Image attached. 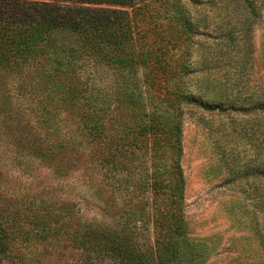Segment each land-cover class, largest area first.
I'll use <instances>...</instances> for the list:
<instances>
[{
  "label": "rangeland",
  "instance_id": "obj_1",
  "mask_svg": "<svg viewBox=\"0 0 264 264\" xmlns=\"http://www.w3.org/2000/svg\"><path fill=\"white\" fill-rule=\"evenodd\" d=\"M59 4L81 6L74 1ZM83 6L132 10L113 4ZM142 6L135 37L122 53L137 61L147 58L148 63L132 69L130 77L137 79V85L130 79L135 88L129 92L109 89L122 84L115 70L97 56L87 57L75 38L60 35L59 43L77 47L75 64L81 82L99 85L100 100L108 94L112 109L105 123L130 127L133 123L135 129L134 120L141 112L147 113L144 123L170 119L173 122L168 123H181L187 235L177 240L175 264H264V110H240L241 105L252 109L257 99H264V14L249 28L230 0H146ZM187 29L194 33L191 39ZM158 35L168 46L166 59L177 69L176 80L161 72L157 54H147L151 49L145 44L155 42ZM174 40L178 44L172 50ZM30 70L34 75L35 68ZM13 77L0 72L2 261L82 264L88 250L81 240H74L73 233L119 230L122 216L134 211L145 212L136 221V231L141 232V242L154 247L158 231L153 216L164 207L165 198L152 195L147 185L154 170L149 139L139 144H146L140 150L124 141L108 149L104 142H93L77 124L90 123L93 111L87 102L98 98V93L82 94L78 106L69 110L58 106L38 80L14 90L19 78ZM146 77L152 78L143 87ZM181 82L197 99L203 97L199 89L214 93L219 82L224 87L217 101L223 106L177 105L175 95L164 87ZM126 98L134 101V119L125 111ZM98 106L100 111L102 105ZM116 131L109 127V137ZM163 149L155 161L157 170L168 176L174 154ZM102 153H115L114 171L109 174L103 169ZM94 263L115 264L110 258H97Z\"/></svg>",
  "mask_w": 264,
  "mask_h": 264
},
{
  "label": "trees",
  "instance_id": "obj_2",
  "mask_svg": "<svg viewBox=\"0 0 264 264\" xmlns=\"http://www.w3.org/2000/svg\"><path fill=\"white\" fill-rule=\"evenodd\" d=\"M67 1H74L81 6L59 4ZM145 1L0 0V72L9 79L13 76L15 79L19 78L13 86L14 90L26 88L30 81L38 80V85L54 97L52 100L55 99L58 106L62 108L64 105L69 110L78 106L76 102L81 99L82 94L90 93L93 95L92 92L98 93V98L96 97L93 102H87L89 109L94 113L96 112L97 115L92 112L93 115L88 118L90 123H77L79 129L83 128L88 132L93 142H104L103 144L111 149L114 145L118 148L120 142L124 141L140 150L146 147V144L140 146V143L142 144L147 138L150 141L154 170L150 173L148 183H146L149 185L152 195L165 198L163 199L165 201L164 207L159 208L153 216V226L158 231L154 247L141 242L143 239L141 232L136 231V221L138 218L145 217V212L137 214L134 211L128 214L127 218L122 216L124 221L119 230L99 228L83 233L79 231L73 233L74 240H81V245L88 250L86 261L82 264H95L94 260L97 258H110L115 264H175L179 258L180 248L177 240L187 235L184 213L185 179L180 164L182 156L181 123H168L173 122V119L166 120L164 123H144L147 117V113L144 112L140 113L139 119L134 120L135 129L133 123V127H130L129 123L126 126L122 123H105L104 120L107 119L111 112L110 109H112L111 103L108 102L110 101L108 94L103 97V100H100L102 96L100 95L101 89L97 88L99 85L96 87L93 82L90 85L81 82L80 76L77 75V63L75 64L78 57L76 56L77 47L66 42L59 43L60 35L75 38L76 42L82 44L84 54L87 57L90 55L97 56L99 60L105 62L107 67L115 70L114 74L118 75L122 84L118 85L117 82L116 85L109 86V89L116 88L129 92L130 88H135L130 85V79L135 86L137 85V79L130 77L132 69L135 65L145 66L148 61L147 58L139 61L130 59L126 56L127 54L122 52L135 37L139 21L142 19L141 15L145 9L142 6ZM230 2L232 9L242 16L243 24L249 25V28L263 17L264 0H230ZM84 4H113L126 6L132 10L94 9L84 7ZM143 20L148 24L146 17ZM187 32L189 39H191L194 33L189 29ZM172 34L175 39H180V36L177 37L175 32ZM227 37L232 39L231 35ZM162 40L163 38L158 35L154 40L155 42L146 43L145 47L151 49L147 54H157L156 58L160 59L161 72L175 79L177 69L166 59L168 46L165 43L162 45ZM177 44L178 41L174 40L172 50L176 49ZM32 68H35L33 70L34 75H31L30 69ZM151 78L146 77L144 79L143 87L150 84ZM26 79H29L28 83ZM166 81L168 82V80ZM89 82L90 79H88ZM152 83L155 85L156 79ZM81 84L84 88L81 87ZM160 86H162L161 83ZM218 86L220 88L218 91L209 94H205L199 89V93L203 94V97L199 99L195 97L193 92L186 91V85L182 82L176 83L174 86L168 83L164 88L175 95L173 102L179 106L199 103L209 109L210 107L223 106L222 101L217 100L222 96L221 91L224 86L220 85L219 82ZM206 96L208 100H205ZM171 98L169 100H172ZM139 102L140 100L138 104ZM257 102L252 109L244 107L248 104L241 105L240 110L251 112L261 109L263 111L264 99L259 98ZM98 103L102 105L100 111ZM124 104L126 106L125 111L134 119V101L126 98ZM117 109L115 107L114 110ZM99 113L100 115H98ZM179 115L180 113L177 114V116ZM109 127L110 130L111 128L117 130L111 138L108 133ZM106 141H110V143L105 144ZM161 149L172 150L174 154L168 176L163 172L160 173L159 169L157 170L155 160H157ZM114 154L102 153L101 162L103 169H107L108 174L114 171ZM115 170L117 169L115 168ZM0 252H2L1 249ZM0 264L7 263H4L0 257Z\"/></svg>",
  "mask_w": 264,
  "mask_h": 264
}]
</instances>
